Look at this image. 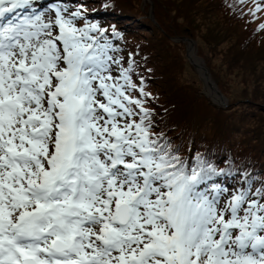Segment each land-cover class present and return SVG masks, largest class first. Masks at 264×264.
<instances>
[{
  "label": "snow or ice",
  "instance_id": "1",
  "mask_svg": "<svg viewBox=\"0 0 264 264\" xmlns=\"http://www.w3.org/2000/svg\"><path fill=\"white\" fill-rule=\"evenodd\" d=\"M122 40L79 0H0V264H264V175L182 156Z\"/></svg>",
  "mask_w": 264,
  "mask_h": 264
},
{
  "label": "trees",
  "instance_id": "2",
  "mask_svg": "<svg viewBox=\"0 0 264 264\" xmlns=\"http://www.w3.org/2000/svg\"><path fill=\"white\" fill-rule=\"evenodd\" d=\"M79 2L94 21L122 33L125 58L136 53L158 128L182 156L199 153L220 168L264 175V21L233 11L229 5L239 7V0H153L155 21L143 0ZM180 37L196 41L198 55L229 98L227 107L202 92L187 43L175 39ZM224 69L235 75L233 81L223 77ZM235 81L243 83L245 95L233 96Z\"/></svg>",
  "mask_w": 264,
  "mask_h": 264
},
{
  "label": "water",
  "instance_id": "3",
  "mask_svg": "<svg viewBox=\"0 0 264 264\" xmlns=\"http://www.w3.org/2000/svg\"><path fill=\"white\" fill-rule=\"evenodd\" d=\"M151 16L153 17V6L151 8ZM187 41L189 42L188 44V50H187V57L190 60V62L198 68L199 71V75H200V79L203 81L204 85H206L205 82V77L209 78L211 82H213V85L215 87V91L213 93H207L206 95L209 96L212 101L216 104H218L219 106L222 107H227L228 105V99L227 97L223 94V92L220 90L218 84L214 81V79H212L210 70L208 69V67L206 66L204 60L200 57H197L201 62L199 64L193 62L191 56H190V50L194 49L195 47V42L191 39H187ZM213 94V95H212Z\"/></svg>",
  "mask_w": 264,
  "mask_h": 264
},
{
  "label": "rangeland",
  "instance_id": "4",
  "mask_svg": "<svg viewBox=\"0 0 264 264\" xmlns=\"http://www.w3.org/2000/svg\"><path fill=\"white\" fill-rule=\"evenodd\" d=\"M144 2H145V4L149 7V9H150V5H151V2H150V0H143ZM259 21H264V14L263 15H260V19H259ZM236 41V39L235 40H229L228 41V44H231V43H234ZM188 62H189V64L191 65V67H193V65L190 63V61L188 60ZM191 67H189V69L191 68ZM196 70V69H195ZM196 72H197V70H196ZM191 76V72H189L188 73V75H187V77H190ZM223 77L225 78V79H227V81L228 80H230V81H233L234 79H235V75L233 74V73H229L227 70H225L224 69V71H223ZM214 79V78H213ZM216 81V80H215ZM216 83H217V81H216ZM229 83V82H228ZM235 84H230L231 85V88H232V93H233V96L234 97H240V96H242V95H245L244 94V92L243 91H241V85H243V83L241 82V83H239V84H237V82L235 81L234 82ZM218 84V83H217ZM226 96V95H225ZM227 97V96H226ZM227 99H229L228 97H227ZM254 124H256V123H254ZM254 124H252V125H254Z\"/></svg>",
  "mask_w": 264,
  "mask_h": 264
},
{
  "label": "bare ground",
  "instance_id": "5",
  "mask_svg": "<svg viewBox=\"0 0 264 264\" xmlns=\"http://www.w3.org/2000/svg\"><path fill=\"white\" fill-rule=\"evenodd\" d=\"M190 56H191L193 62H195V63H197V64H199V63L201 62V61L196 57L194 49H191V50H190ZM205 82H206L205 87H206L207 92H208L209 94H210V93H213V92L215 91V87H214V85H213V82H211L210 79L207 78V77H205ZM212 95H213V94H212Z\"/></svg>",
  "mask_w": 264,
  "mask_h": 264
}]
</instances>
